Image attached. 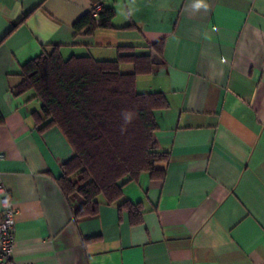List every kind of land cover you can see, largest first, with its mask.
<instances>
[{
	"label": "crops",
	"instance_id": "crops-1",
	"mask_svg": "<svg viewBox=\"0 0 264 264\" xmlns=\"http://www.w3.org/2000/svg\"><path fill=\"white\" fill-rule=\"evenodd\" d=\"M92 2L0 0V185L17 209L15 261L264 264V0H106L114 27L90 34L75 23ZM55 45L65 59L150 54L137 90L169 102L156 110L169 160L119 201L100 197L94 216L76 218L58 182L68 140L40 129L33 90L14 91L22 64Z\"/></svg>",
	"mask_w": 264,
	"mask_h": 264
},
{
	"label": "trees",
	"instance_id": "trees-1",
	"mask_svg": "<svg viewBox=\"0 0 264 264\" xmlns=\"http://www.w3.org/2000/svg\"><path fill=\"white\" fill-rule=\"evenodd\" d=\"M115 15L114 8L104 6L99 23L88 12L75 27L92 34L97 28L114 27ZM127 47L132 46L122 50ZM126 62L133 63L135 71L123 72L121 64ZM152 66L146 53H122L114 60L90 55L65 59L57 45L44 47L22 64L14 91L33 90L41 101V112H33L40 129H59L74 150L58 182L76 218L97 215L100 197L108 203L119 201L126 183L144 172L155 174L158 163L169 160L157 137L156 116V110L169 105L168 99L162 92L136 87L138 74L150 72ZM120 207L130 211L133 222L140 220V204L126 200Z\"/></svg>",
	"mask_w": 264,
	"mask_h": 264
},
{
	"label": "built area",
	"instance_id": "built-area-1",
	"mask_svg": "<svg viewBox=\"0 0 264 264\" xmlns=\"http://www.w3.org/2000/svg\"><path fill=\"white\" fill-rule=\"evenodd\" d=\"M105 1L95 0L92 2L90 14L98 23L100 22V12L105 6ZM3 157L4 155L0 153V158ZM0 193H3L1 198L2 209L0 210V264H37L36 262L19 263L15 261L13 251L16 243L17 209L2 185H0Z\"/></svg>",
	"mask_w": 264,
	"mask_h": 264
}]
</instances>
